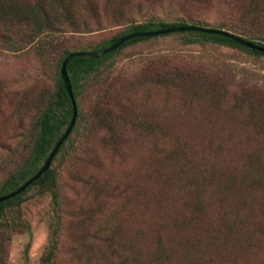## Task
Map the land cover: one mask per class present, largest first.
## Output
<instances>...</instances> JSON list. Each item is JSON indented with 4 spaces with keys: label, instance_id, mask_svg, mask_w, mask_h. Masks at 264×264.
I'll return each instance as SVG.
<instances>
[{
    "label": "trees",
    "instance_id": "1",
    "mask_svg": "<svg viewBox=\"0 0 264 264\" xmlns=\"http://www.w3.org/2000/svg\"><path fill=\"white\" fill-rule=\"evenodd\" d=\"M219 3L223 9V19L208 25L193 18L194 13L192 15L182 10L176 12V9H181V4L174 0H0V52L33 54L48 62L50 54L56 53L52 70L53 91L30 124L31 140L28 145H24L25 151L13 168L0 179V196L18 189L38 172L71 122L73 107L60 75L62 62L70 53L98 52L128 34L179 26L223 30L264 48V7H261L264 0H220ZM210 8H213L211 4ZM156 9H161L163 16L142 14V11L151 12ZM63 26L67 28L66 32L72 34L70 40L56 39L55 34L62 32L60 29ZM113 28L119 30L109 39L94 45L84 46L78 40L77 35L84 36ZM23 29H26L25 34ZM174 34L181 35L180 40L184 45H212L216 49L239 50L251 56L264 57L263 53L236 44L224 36L180 32L133 38L97 59H71L66 65V72L76 105L75 123L46 172L20 194L0 202V264H5L3 244L20 233L22 226L17 221V214L26 194L33 188L49 192L53 213L48 245L38 264H56L60 258H64L68 264H80L82 258L77 255L78 250L63 253V238L67 232L66 213L59 188V167L53 164L72 145L73 134H85L98 125L107 131L112 130L111 109H117L116 117L128 109L121 101L110 99L109 92L113 89L114 78L109 73L112 65L109 60L137 43H154ZM143 65L141 70L134 73L139 77L133 81H145L150 101L158 95V105L151 104L154 110L162 109L159 101L163 92L168 98H175L179 102L175 105L177 114H181V119L176 121L174 127L176 135L182 130V124H185L182 112L191 113L197 107L204 112L193 126L187 125L186 130L209 127L212 121L210 104L223 103L226 99L233 110L232 120L264 128V97L255 96L243 82L217 72L216 78L225 80L210 83L202 79V84L195 85L190 95L186 86L191 80L186 71H191V67L181 66L180 61L177 64L164 62L161 57L152 58ZM105 72L108 80L103 89L99 88L98 92L86 99V89L91 83L93 86L101 84L99 79ZM230 86L233 89H228ZM132 87L133 84H130L131 95L135 93ZM117 94L119 92L115 93V97ZM180 95L188 97V103L184 105ZM207 105L209 107H205ZM170 136L173 137V134L168 132L167 137ZM220 137V145L238 141V136L232 132H224ZM242 137L245 141L254 139L260 145L244 154L242 162H238L234 171L236 176L232 170H221L218 164L212 163L215 161L210 157L208 163L191 166V160L185 154L177 150L166 152L165 161L174 162L178 167L173 172V178L178 175L185 187L181 189L183 193L179 201L171 197V202L183 210V215L173 216L168 200H164L161 205L163 207L165 204V212L154 217L149 224L150 231L156 230V234L155 243L150 245L147 252L148 257L141 258L142 254L131 245V251L123 253L120 264H264V138L253 128L245 130ZM179 141L185 145L182 138L179 137ZM194 169L189 180L187 174ZM174 180L168 178L167 182ZM178 187H181L180 184ZM231 201L234 202L229 205ZM213 205L219 209L214 218L208 216ZM169 222L173 226L171 232L180 238L179 246H176L173 253H169L165 236L163 239L161 235L165 233L163 225ZM146 224L142 226L145 228ZM139 236L144 240L142 233Z\"/></svg>",
    "mask_w": 264,
    "mask_h": 264
},
{
    "label": "rangeland",
    "instance_id": "2",
    "mask_svg": "<svg viewBox=\"0 0 264 264\" xmlns=\"http://www.w3.org/2000/svg\"><path fill=\"white\" fill-rule=\"evenodd\" d=\"M174 1L181 4V9H176V12L194 13L193 18L208 25L223 19L220 0ZM142 14L163 16L161 9L142 11ZM118 30L113 28L77 36L82 45L91 46L109 39ZM60 31L55 34L56 39L70 40L72 34L66 32L67 28L63 26ZM180 37V34H174L154 43L140 42L110 59L109 73L114 78L110 99L121 101L128 109L120 117L115 115L117 109H111L112 130L107 131L98 125L85 134H73L72 145L53 164L59 167V188L66 213L63 253L78 250L77 255L82 258L80 264H120L123 253L131 251V245L142 254L141 258L148 257L147 252L155 243L156 234V230L150 231L149 224L154 217L165 212V204L162 207L161 203L168 200L173 216L183 215V210L171 202V197L179 201L183 193L181 189L185 187L178 175L173 178L178 167L174 162L165 161L167 151L177 150L185 154L191 160V166L208 163L210 157L221 170H232L235 175L244 154L260 145L254 139L245 141L242 137L245 130L253 128L264 138V128L245 121L243 125L231 119L233 110L228 99L223 103L210 104L212 121L209 127L186 130V126H193L204 112L198 107L191 113L182 112L185 124L177 135L174 127L181 114H177L175 105L179 102L163 92L159 101L162 109L154 110L151 104L158 105V95L150 101L145 81L133 80L139 77L134 73L141 70L143 64L159 57L164 62L177 64L180 61L181 66L191 67V71H186L190 74L191 81L186 86L190 95L195 85L202 84V79L210 83L225 80L216 78V73L222 72L243 82L255 96L264 97V57L251 56L239 50L216 49L212 45H184ZM55 59V52L50 54L49 62L33 54L0 52V179L18 162L25 151L24 145L31 140L30 124L53 91ZM106 77V72L102 73L98 86L91 83L86 89V99L99 88L103 89L108 80ZM130 84H133L132 90L135 89L132 95L129 94ZM116 92L119 94L115 97ZM180 96L184 105L188 103V97ZM142 123L145 125H140ZM168 132L173 137H167ZM224 132H232L238 136V141L220 145V135ZM194 172L195 169L187 174L189 180ZM168 178L175 180L167 182ZM260 196L262 199V192ZM217 212L219 209L213 205L208 216L214 218ZM52 216L49 192L31 189L17 214V221L22 226L20 233L3 244L5 264L39 263L48 245ZM145 222L144 228L142 224ZM162 228L166 247L170 248L169 253H173L180 238L171 232L172 222L165 223ZM141 233L144 240L139 236ZM56 264L68 263L60 258Z\"/></svg>",
    "mask_w": 264,
    "mask_h": 264
},
{
    "label": "water",
    "instance_id": "3",
    "mask_svg": "<svg viewBox=\"0 0 264 264\" xmlns=\"http://www.w3.org/2000/svg\"><path fill=\"white\" fill-rule=\"evenodd\" d=\"M180 32H199V33H207V34H215V35L224 36V37L230 38L236 44H239L241 46H245L247 48H250L252 50H256V51L264 54V48L263 47L257 46L251 42H248V41L238 37V36H235L233 34L225 32L223 30H216V29L207 28V27H200V26H179V27H173V28L150 31V32L132 33V34H128L126 36L119 38L114 44H112L108 48H105V49L98 51V52H73V53H70L62 62L60 75H61V79H62V82H63L64 87H65V90H66V92H67V94L71 100V104L73 107V114H72L71 122L68 125L67 129L65 130L64 134L60 137V139L57 141V143L53 147L52 151L50 152V154L48 155L47 159L45 160V162L41 166V168L38 170V172L36 174H34L30 179L25 181L18 189L10 192L9 194H7L5 196H0V202H3L5 200H8V199L20 194L28 186H30L33 182H35L44 172H46V170L50 166L51 160L56 155L61 144L67 138L68 134L72 130V127H73V125L75 123V119H76V105H75V100H74V97L72 94L71 84H70V81H69V78H68V75L66 72V65L71 59H73V58L97 59V58L104 56L105 54H108V53L116 50L124 42H126L130 39H133V38H150L153 36L170 34V33H180Z\"/></svg>",
    "mask_w": 264,
    "mask_h": 264
}]
</instances>
